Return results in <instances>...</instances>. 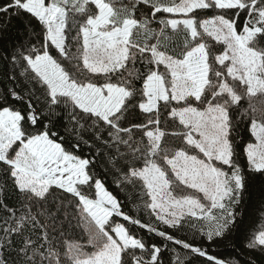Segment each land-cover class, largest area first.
<instances>
[{
	"label": "snow or ice",
	"instance_id": "6c2138e0",
	"mask_svg": "<svg viewBox=\"0 0 264 264\" xmlns=\"http://www.w3.org/2000/svg\"><path fill=\"white\" fill-rule=\"evenodd\" d=\"M0 264H264V0H0Z\"/></svg>",
	"mask_w": 264,
	"mask_h": 264
},
{
	"label": "trees",
	"instance_id": "16d2710c",
	"mask_svg": "<svg viewBox=\"0 0 264 264\" xmlns=\"http://www.w3.org/2000/svg\"><path fill=\"white\" fill-rule=\"evenodd\" d=\"M17 25H13L12 31H15V27ZM109 187L111 188V184H109ZM114 192L116 190L112 189ZM119 195V193H116ZM260 223V214L256 211V203L253 201L252 203H249L245 207V215H244V229L246 230H252L256 228ZM243 235V233H242ZM217 253L221 254L222 256H230L232 254V249L230 247L227 248H221L217 249Z\"/></svg>",
	"mask_w": 264,
	"mask_h": 264
}]
</instances>
